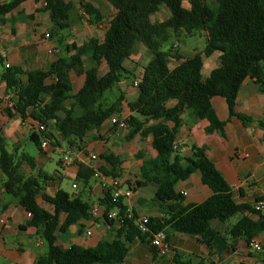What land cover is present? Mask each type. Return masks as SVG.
I'll return each mask as SVG.
<instances>
[{"label":"trees","instance_id":"1","mask_svg":"<svg viewBox=\"0 0 264 264\" xmlns=\"http://www.w3.org/2000/svg\"><path fill=\"white\" fill-rule=\"evenodd\" d=\"M25 1L0 0V24L8 21L6 16ZM32 1L44 2L43 10L48 11L49 20L59 30L67 28L73 20L71 2ZM107 2L115 13L101 40L90 37L81 44H66L65 55L56 57L45 70H23L15 65L4 68L0 82L11 93V106L0 109V113L9 118L17 114L22 121L30 114L41 124L44 130L29 135L30 141L39 149L42 139L55 147L66 142L68 147L77 145L80 149L79 143L85 135L99 128L111 116L118 115L123 103L129 112L124 119L128 137L136 133L142 137L156 134L158 124L147 125L149 122L159 119L171 122V127L152 139L150 145L156 155L142 161L139 179L135 183L136 187L155 184L153 200L160 205L165 216L150 218L145 233L139 231L132 219H123L113 230L111 239L99 241L88 253L76 245L61 248L57 244L58 236L80 219L89 217V203L83 201L80 194H68L63 190L52 196L42 193L38 178L24 176L14 153L5 149L0 129V172L5 177L2 189L31 214L26 226L35 228L47 244V251L35 260V264H121L134 239L149 243L151 235L158 232L164 233L166 241L170 233L195 237L202 245L213 247L219 253L232 248L236 240H242L248 246L252 239L264 232L261 211L256 210L254 204L251 206L234 200L230 187L202 147L192 145L191 156L183 158L173 145L177 141L184 112L195 121L206 119L209 122L205 129L207 133L223 131L224 122L216 117L211 105V99L215 97L225 100L230 117L234 116L245 124L253 122L249 116L237 112L236 105L239 87L245 78L253 79L264 91V0H215V7H209L203 0H188V7L183 6V0ZM80 5L92 23L102 19V14L91 4L81 2ZM161 7L168 10V18L152 21V14ZM25 18H32V15ZM194 31H202L205 35L206 45L201 52L184 58L176 50L172 51V46L162 50V45L172 34L184 32L190 35ZM137 46L148 50L150 59L134 80L137 81L133 86L137 91L136 99L126 102L120 91L116 99L108 103L105 92L117 87L123 78L128 79L130 73L124 62L131 59ZM215 52L219 53V63L203 78V58ZM85 56L88 59L86 66ZM169 58L180 63L170 68ZM103 62L107 70L99 76L97 70ZM70 73L86 75L75 93L72 92ZM48 78L52 83L45 87L44 81ZM43 93L49 95L46 103L41 101ZM171 101L174 104L167 106ZM258 124L264 127V123ZM187 170L197 171L201 183L211 190V195L200 203L182 205L183 195L174 190ZM39 195L51 211L37 203ZM261 200H264V195L255 198V201ZM98 203L104 211L117 208L120 217L127 208L122 198L111 200L109 189L103 192ZM243 212L257 214L259 218L254 221L241 216L225 234L211 225L214 220L224 223ZM104 218L110 226L115 223ZM173 263L204 264L202 261L192 263L178 256H173Z\"/></svg>","mask_w":264,"mask_h":264},{"label":"crops","instance_id":"2","mask_svg":"<svg viewBox=\"0 0 264 264\" xmlns=\"http://www.w3.org/2000/svg\"><path fill=\"white\" fill-rule=\"evenodd\" d=\"M6 1L8 0H1V2ZM64 1L72 3L73 11L79 17V19L73 18L70 22L68 27L72 37L71 40L65 38V42L75 43L76 38L86 33H90V37L101 40L102 38L94 34V28L96 26L105 27V31L115 13V10L111 8L109 13L103 16L101 6L106 0H82L91 4L102 14V19L97 23H92L89 15L81 8V0ZM43 6V1L35 3L32 0H27L6 16L9 18L8 21L0 24V73L9 65L19 66L23 70H45L56 57L65 55L61 45L65 46L66 43L56 39L53 34L56 30L57 33H61L65 29L59 30L51 23L48 11H44ZM27 15H32V18H25ZM87 20L89 25L84 23ZM46 34H48V38H46ZM54 49L57 50L56 55L52 54ZM218 57L219 53L216 52L214 58L218 60ZM84 60L86 66L88 64L87 56L84 57ZM179 63L180 61L175 58H169L170 68H174ZM106 70V64L103 62L99 66L97 74L100 76ZM201 75L203 78L208 76V74L203 75L202 70ZM85 76V73L80 76L69 74L73 93L81 88ZM73 77H76V86H74ZM51 83L52 79L50 78L44 81L45 87ZM120 84L121 81L118 84V89L123 93L126 102L135 100L137 95L133 99L127 97V91L121 89ZM8 95L11 96V93L6 90L4 83L0 82V109L8 106L10 100L7 98ZM48 100V93H43L41 95L42 103H46ZM173 104L174 102L171 101L167 106ZM211 105L216 117L224 122L223 131L207 133L205 129L209 122L206 119L195 121L187 112H184L181 115V125L178 128L176 151L180 157L186 158L191 156L190 147L192 145L202 147L207 158L230 187L234 200L237 203L253 206L255 198L264 195V127H260L258 124V122L264 123V91H261L255 81L250 78H245L240 84L236 111L252 118L253 122L251 123L245 124L234 116L230 117L223 98H212ZM128 115L126 104L123 103L120 113L116 116L123 119ZM22 122L25 126H22ZM36 122L30 114H27L22 121L17 114L9 118L0 113V129L4 147L7 150L6 141H8L10 151H7L14 153L24 176L37 177L42 186V193L50 196L58 190L65 191L61 182L67 178L71 181V188L72 185H75L72 189L77 190L76 193L71 194H80L81 199L89 203L90 209L93 206L99 208L97 217L90 214L88 218L80 219L76 224L69 226L65 233L58 236L57 244L61 248L66 249L76 245L84 253H88L99 241L111 239L113 230L117 228L116 222L110 226L103 216L104 207L98 202L99 199H102L104 190L100 186V180L92 176L94 170L102 174L105 183L110 185V188H115L121 194L126 190L130 191V196L121 195L120 198H122L123 205L134 216H148L149 218L165 216L161 212L160 205L153 200L155 184L148 183L145 186L136 187L135 183L139 179L142 161L154 158L156 155L150 145L152 139L165 128L171 127V122L160 119L149 122L147 125L158 124L156 134L154 132L142 137L136 133L132 137H128L127 128H117L106 120L99 128L93 129L85 135L83 141L79 143L80 149L77 145L68 147L66 142H62L60 147L48 143L45 150L38 148V156L32 157L23 151L20 152L22 145L18 146V142L24 143L26 139L30 141L29 135L33 132L37 133L34 128ZM91 136H93V140L90 139ZM135 147L136 150L133 149ZM142 147L149 149L148 158L139 153ZM55 153L59 155L56 161L57 171L54 172V176H51L44 173L41 168L45 162L52 160V155ZM65 154H69L73 158L72 163L68 166L61 162V158ZM89 154H95L96 160H90ZM129 178H134L133 187L128 183L124 184ZM4 180L5 177L0 172V218L4 220L3 223L0 222V264H35V260L45 253L41 251V236L35 228L26 226L29 219L26 217L24 209L18 205L17 199L4 193L2 189ZM174 190L183 195L182 205L200 203L211 195V190L201 183L200 174L193 170H187L181 176L175 184ZM83 195L86 200L82 197ZM36 200L41 207L51 211L50 206L41 200L40 195ZM241 216L249 217L254 221L259 218L257 214L243 212L232 217L233 221H231L232 218L224 223L214 220L211 225L225 234L228 228ZM227 238L230 243L228 236ZM254 240L264 247V232H261ZM38 241L39 245H37ZM167 242L170 244L171 251L160 256L149 243L134 239L121 264H174L173 256L188 259L192 263L202 261L204 264H261V261L264 260V257L250 258L249 252L252 250L242 240H236L232 248L220 253L213 247H205L195 237L185 234L170 233Z\"/></svg>","mask_w":264,"mask_h":264},{"label":"rangeland","instance_id":"3","mask_svg":"<svg viewBox=\"0 0 264 264\" xmlns=\"http://www.w3.org/2000/svg\"><path fill=\"white\" fill-rule=\"evenodd\" d=\"M82 2L87 3L85 1H82ZM203 2L209 7L217 6V3L215 2V0H203ZM183 6L184 7L189 6L188 0H183ZM110 10H111V7L109 6L107 0L104 1L103 6H101V13L103 14V16L109 13ZM168 16H169L168 10L165 7H161V9H159L158 12L152 14L151 20L159 22V21H163L167 19ZM73 18L79 19L78 15L75 12H73ZM84 23H86V25H89L88 20L84 21ZM64 29L65 30L62 31L61 33H57L58 32L57 30L53 33L56 39H60L63 42H65L66 40L65 38H68L69 40H71V37H72L69 31V27L64 28ZM104 29L105 27L100 28L96 26L94 28V32H95L94 34L98 35L99 38H102ZM89 35L91 34L90 33L81 34L78 38L75 39L76 40L75 44H81L85 42L90 37ZM174 42H176L177 45H176V48L173 49L172 51L176 50L181 56H183L184 58H187L193 55L194 53L201 52L204 49L206 45V38L202 31H194L190 35H186L184 32H179L178 34H172L171 38L162 45V50H167L171 48ZM66 44L69 45L70 43L67 42ZM61 47L64 49L63 45H61ZM215 53H213L209 57L203 58V62H204V65L202 68L203 75L209 74L210 69H213L214 67L218 65L219 63L218 60L214 58ZM148 58H150V52L144 49L142 46H137L136 51L134 55L131 57V59L124 62L125 68L129 71L130 74L127 75L128 79L121 80L120 88L123 89L124 91H127V97L129 98L131 97V99H133L137 95V91L133 87L132 81L137 80V77L142 72V68L149 61ZM262 64H264V62ZM73 81H74V86H76L75 85L76 77H73ZM119 91L120 90L118 89V85H117V87H114L112 90H108L107 92H105L104 97L107 99V102L110 103L114 101L117 95L120 93ZM90 139L93 140L94 139L93 136H91ZM6 142H7L6 148L7 150L10 151V145L8 144V141ZM18 146H21L20 152L23 151L32 157H37L39 154L37 146L34 145L32 142H30L28 139H26L24 143L18 142ZM133 149L136 150V147ZM148 152H149V149L146 147H142V150L139 151V153H141L144 157H147V158L149 157ZM145 154L147 155L145 156ZM58 156H59L58 153H55L52 155V160L45 162V164L41 168L44 171V173L54 176V172L57 171L56 161H57ZM133 179L134 178H129V180L127 182H124V184L126 185L128 183L133 187L134 186ZM61 185H62V188L65 191H67L69 194L76 193L77 191L71 188V181L67 178L63 179V181L61 182ZM82 197L84 198V200H86V197H84V195ZM261 214L264 215V209H262ZM231 221H233V218L231 219ZM41 243H42L41 251L42 253H44L47 251V244L42 237H41ZM249 253H250L249 254L250 258L251 257L252 258H262L264 257V247L262 246L261 250L258 252L250 251Z\"/></svg>","mask_w":264,"mask_h":264},{"label":"built area","instance_id":"4","mask_svg":"<svg viewBox=\"0 0 264 264\" xmlns=\"http://www.w3.org/2000/svg\"><path fill=\"white\" fill-rule=\"evenodd\" d=\"M46 38H48V34H46ZM177 43L174 42L172 44V48L175 49L176 48ZM52 54L56 55L57 54V50L54 49L52 51ZM133 86L137 85V81H133ZM11 96L8 95L7 98H10ZM8 106H11V103L8 104ZM124 119H119L117 118V116L113 115L111 116L108 121L112 126H116L117 128L120 129H125L127 128V124L124 122ZM22 126H25L24 123L22 122ZM34 128L36 129V131H40V130H44V127L39 124L38 122H36ZM48 146V141L45 139H42L40 141V148L44 149ZM173 148L176 149V144L173 145ZM89 159L90 160H96V155L95 154H89ZM73 158L69 155V154H65L62 156L61 158V162L63 165L68 166L72 163ZM92 176L99 179L100 180V186L101 188L106 191V190H110V197L112 201H116L121 195H123L124 197H128L130 196V191L126 190V192H124L123 194H121L118 190H116L115 188H110V185H107L105 183V180L102 176V174L97 171L94 170L92 173ZM75 185H72V188H74ZM254 208L256 210H262L264 208V201H255L254 202ZM90 214L93 217H97L99 215V208L97 206H93L90 209ZM103 216L106 217L108 220H113L116 222V224H120L122 223L123 219H132L134 224L138 227L139 231L142 233H145L148 231L147 225L149 223V217L148 216H140V217H136L134 216L130 210L128 208H126V210H124L123 216L120 217L119 216V210L117 208H113L107 211H103ZM26 217L28 219L31 218V214L29 212H26ZM0 222L3 223L4 220L0 218ZM87 234H89V232H87ZM40 242L38 241L37 245H39ZM149 245L153 248L156 249L157 254L160 256H164L168 253H170L171 251V247L170 244L165 240V235L163 234V232H158L156 234L151 235V238L149 239ZM248 247L252 250V251H260L261 250V245L259 242H257L256 240L252 239L248 245Z\"/></svg>","mask_w":264,"mask_h":264}]
</instances>
